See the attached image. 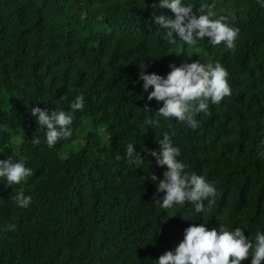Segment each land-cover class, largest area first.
<instances>
[{
	"label": "trees",
	"instance_id": "1",
	"mask_svg": "<svg viewBox=\"0 0 264 264\" xmlns=\"http://www.w3.org/2000/svg\"><path fill=\"white\" fill-rule=\"evenodd\" d=\"M153 3L159 0H0V160L23 159L34 173L13 185L0 177V264H156L192 224L241 227L252 239L264 232V0H182L197 16L200 4L214 5L213 19L238 28L235 51L207 37L195 46L166 42L153 13L175 14ZM196 60L219 61L232 94L210 103L211 114L200 113L193 130L158 113L163 102L147 100L139 73L146 65V73L166 76L171 63ZM11 94L16 101L6 110ZM80 94L84 108L73 112ZM33 107L71 113L72 136L49 148ZM86 120L78 150L63 157ZM164 133L186 171L216 187L211 209L155 203L166 167L145 149L158 151ZM129 143L145 159L139 167L127 159ZM151 173L157 181L144 179ZM21 191L32 198L27 208L12 199Z\"/></svg>",
	"mask_w": 264,
	"mask_h": 264
},
{
	"label": "clouds",
	"instance_id": "2",
	"mask_svg": "<svg viewBox=\"0 0 264 264\" xmlns=\"http://www.w3.org/2000/svg\"><path fill=\"white\" fill-rule=\"evenodd\" d=\"M152 7L167 8L175 14V18L171 19L153 13L154 22L161 26L162 38L166 42L175 44L178 37L185 44L195 46L198 40L207 37L213 47L223 42L227 49L235 51L239 29L229 26L224 16L213 19L216 16L214 5L200 4L198 12L201 14L198 16L194 13L193 6H185L182 0H159ZM145 67L146 65L141 68L139 79L143 81L144 91L148 92L147 100L163 102L158 109L162 117L169 120L175 118L193 130L200 126L196 118L200 113L211 114L210 103L219 105L225 97L232 94L228 82L229 73L219 61L204 63L196 60L191 63L182 62L179 66L171 63V71L166 76L155 72L146 73ZM150 87L152 91L149 92ZM83 108L84 96L80 94L71 104V109L75 112ZM144 109L151 111L147 105ZM31 114L37 118L40 128H46V143L49 148L72 136L71 113L33 107ZM147 123L159 126L158 121L149 120ZM157 142L160 145L158 151L145 149L150 156L155 157L157 166L166 167L163 179H159L157 186V193H164L162 203L160 200H155V203L167 210L188 202L194 205L195 214L211 209L219 195L214 184L195 172L186 171L188 165L178 159L181 150L173 145L168 133H164L163 138ZM32 143L39 145L40 139L33 137ZM126 156L137 167L145 160L132 143L126 146ZM259 156L264 159V152H260ZM115 158L121 159L119 155ZM33 174V170L25 166L23 159L19 162H13L11 158L0 160V177L6 178L7 185L20 184ZM146 178L158 180L155 173L144 177ZM12 199L21 208L29 207L32 202L31 196H25L22 191ZM7 228L14 231L16 225L10 224ZM249 257L251 264H261L264 261V232L257 231L252 239L245 236L241 227L229 230L226 225L219 224L218 229H208L201 223L188 226L184 230L183 240L174 251H165L156 264H242Z\"/></svg>",
	"mask_w": 264,
	"mask_h": 264
},
{
	"label": "rangeland",
	"instance_id": "3",
	"mask_svg": "<svg viewBox=\"0 0 264 264\" xmlns=\"http://www.w3.org/2000/svg\"><path fill=\"white\" fill-rule=\"evenodd\" d=\"M7 98L5 100V109L8 110L12 104L16 101L15 96L14 95H6ZM89 120H86L84 125L82 127L79 128L78 130V138L69 146L66 147L65 151L62 153L63 157L68 156L70 153L78 150V147L81 145L82 142V138L84 133L89 129V124H88ZM99 132L102 134V140H103V145L106 147H111V143L109 141V136L107 134V130L105 126H101L99 129ZM15 147L18 148V137L13 138Z\"/></svg>",
	"mask_w": 264,
	"mask_h": 264
}]
</instances>
